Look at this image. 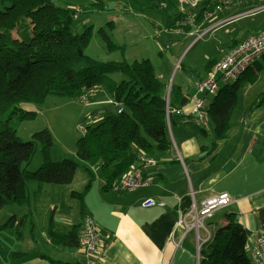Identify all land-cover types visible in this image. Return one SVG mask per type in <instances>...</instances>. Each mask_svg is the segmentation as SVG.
I'll return each mask as SVG.
<instances>
[{"label": "trees", "instance_id": "obj_1", "mask_svg": "<svg viewBox=\"0 0 264 264\" xmlns=\"http://www.w3.org/2000/svg\"><path fill=\"white\" fill-rule=\"evenodd\" d=\"M159 1L170 3L173 19L167 27H176L184 17L178 0ZM59 3V0H0V211L8 205H28L31 184L37 185V195L46 184H71L81 161L90 179L86 189L93 179L86 164H98L105 188L114 189L133 164L144 157L140 155H153L172 147L169 127L174 114L170 113L168 118L167 108L169 105L171 109L173 103L168 104L167 85L157 76L151 60L100 61L87 55L94 27L75 32L73 12ZM94 7H104V2L97 0L91 6ZM114 28L113 22H108L106 28L98 30V35L109 52L121 50L125 54V46L113 40ZM236 44L238 41L232 47ZM217 61V57L207 60L206 71ZM79 65L84 67L76 68ZM117 73L124 78L117 81L112 77ZM244 83L241 79L222 85L210 101L208 116L215 133L211 153L217 141L226 139L232 128V116ZM101 88L110 94L115 108L90 113L94 118L89 119L90 124L77 141V158L81 161L53 160L54 137L49 129L34 133L28 141L19 137L21 123L37 118V112L27 110L24 104L42 106L52 95L78 99L84 92L94 95ZM177 95L182 96L181 105L188 103L180 91ZM263 104L264 95L253 109ZM117 105H121V111ZM39 147L43 161L32 171L29 168ZM72 195L79 197L80 193ZM26 223L27 215L21 218L14 215L0 225V231L16 234ZM77 228L60 237L74 240L78 237L80 243ZM50 235L54 238L56 234L50 230ZM249 235L237 215L227 213L226 222L202 245L200 264H253L246 249Z\"/></svg>", "mask_w": 264, "mask_h": 264}, {"label": "crops", "instance_id": "obj_2", "mask_svg": "<svg viewBox=\"0 0 264 264\" xmlns=\"http://www.w3.org/2000/svg\"><path fill=\"white\" fill-rule=\"evenodd\" d=\"M152 24L160 31L169 32L166 21L162 25ZM263 25L250 29L244 37L232 39L231 42L235 41L219 58L234 43L251 36ZM119 44L125 46L126 54L127 45ZM147 52L146 48H140L135 54L140 55L136 60L147 59ZM151 62L157 76L167 85L168 104L173 103L171 109L175 113L169 127L172 147L148 156L138 152L144 157L130 169L139 170L145 184L134 191L107 189L100 166L86 164L93 172L88 189L90 179L85 165L83 170L87 177L78 169L69 185L46 184L39 195L36 194L37 185H29L30 203L11 206L8 217L27 215V223L16 234L0 231V264H74L87 260L93 264H200L202 245L226 222L229 212H234L250 232L249 245H253L260 234L264 235V104L253 109L258 100L252 101L246 110L239 112V99L227 138L217 141V147L211 153L215 141L213 124L210 122L205 127L199 118L190 115L194 103L192 95L206 75V69L192 80L190 86L180 81L177 87L168 89L169 82L164 79L163 71ZM157 62L161 68L160 60ZM259 64H262L261 60L255 66ZM179 91L188 98L186 105L180 104ZM89 105L93 108L88 112L87 120L93 111L115 108L104 88L96 91ZM178 109L182 113H176ZM144 158L150 161H144ZM73 192L80 196L72 195ZM220 192H228L232 202L206 219V228L198 234L195 231L187 233L178 225L181 217ZM148 197L161 200L166 206H141ZM87 216L96 220L102 240L100 251L89 256L79 246L78 237L77 240L60 237L78 227L80 238ZM50 230L56 234L54 238Z\"/></svg>", "mask_w": 264, "mask_h": 264}, {"label": "rangeland", "instance_id": "obj_3", "mask_svg": "<svg viewBox=\"0 0 264 264\" xmlns=\"http://www.w3.org/2000/svg\"><path fill=\"white\" fill-rule=\"evenodd\" d=\"M101 1L104 2V7L91 8L97 0H59L60 6L71 11H77L80 7L83 10V13L74 18L75 32L82 33L86 27H94L93 37L86 49V54L100 61H122L126 59L125 55L129 52L128 61H132L139 59L140 55L136 56L135 54L140 48H146L148 58L155 62L158 69L163 71L164 79L169 82L168 89L177 87L180 81L190 86L192 80L197 79L200 73L204 71L207 60L219 57L235 41L231 42L232 39L244 37L247 33H250V29L264 24L263 10L256 14L236 17L223 25H217L199 39V34L214 26L215 22H222L235 17L237 14L251 10L256 5L243 3L218 10L209 22L200 27L201 29L198 32L191 34L193 30L198 29L200 23L198 18L189 27L176 26L169 29V32L166 30L160 31L152 24L156 22L162 25L164 21L168 24L173 19L170 17L171 13L167 12L170 3L169 8L163 10L159 0L153 2L148 0ZM196 1L183 0V4L189 5ZM173 2H176V0H173ZM108 22H113L115 26L113 40L116 43L127 45L126 54H123L121 50L109 52L100 39L98 30L101 27L106 28ZM166 28L168 29L167 25ZM14 32L15 35H18L16 31ZM251 33H254V31ZM164 42L165 44H163ZM160 53L162 54L160 55ZM260 59L262 64L256 66L254 64L250 70L239 78V80L243 79L245 82L242 87L244 89H241L239 94L241 102L238 108L239 112L246 110V107L252 101H257L264 95V56ZM158 60L161 62V68L158 65ZM82 67L84 65H79L76 68ZM191 68L197 70V72H193ZM113 77L117 81L124 78L120 73L114 74ZM255 77V81H249ZM213 97L209 96L205 100L206 107L210 106ZM88 105L82 103L79 98L72 99L56 95L47 97L43 106L34 103L24 104L27 110L37 112V118L22 122L18 135L23 141H28L34 133L49 129L54 137V145L51 151L52 159L59 161L64 158H72L81 161L77 158V140L83 136L85 128L90 124L87 120L88 112L93 107ZM42 161V153L39 147L29 169L32 171L38 169ZM80 165L79 170L85 175L83 161L80 162ZM11 206L20 205H9L3 208L0 211V223L8 219L9 212L12 210ZM1 253L4 255V252Z\"/></svg>", "mask_w": 264, "mask_h": 264}, {"label": "built area", "instance_id": "obj_4", "mask_svg": "<svg viewBox=\"0 0 264 264\" xmlns=\"http://www.w3.org/2000/svg\"><path fill=\"white\" fill-rule=\"evenodd\" d=\"M243 3H253L256 6L251 10L244 11L243 13L228 18L222 22H215L214 26L208 28L205 32L199 34V39L202 38L208 31L217 25H223L234 18L240 16L256 14L264 10V0H197L195 3L184 5L183 0H178V7L184 14L183 19L177 25V27H189L193 24L196 18L200 20L198 27L204 26L213 15L218 11L226 7H232L234 5ZM161 8L167 10L169 8V2H161ZM191 6V7H188ZM170 9V8H169ZM169 9L167 12H169ZM74 18L83 13L81 7L77 11H73ZM218 23V24H217ZM254 34L248 37V39L239 42L233 46L228 53L212 66L207 71L206 75L198 82L195 88V92L192 95L193 108L190 115L199 118V121L203 126L210 124L208 116V108L205 106V100L209 96H214L222 87V85L228 82H236L242 74L250 69L257 61L264 56V28H259ZM198 32L197 29L191 32L194 34ZM93 95L89 92H84L80 95L79 99L84 104H90L92 102ZM118 111L122 110L121 105L116 106ZM170 113H175L173 109L167 108L168 118ZM176 113H182L180 109L176 110ZM93 119L94 116H89V119ZM144 161H150L148 158H144ZM145 182L141 179L139 170L135 168L127 171L115 184L114 190L117 191H134L141 187ZM232 202V198L228 192H220L214 194L203 201L201 207H195L186 216L181 217L178 221L179 226H183L186 232L195 231L198 232L206 228L205 220L211 218L217 211L226 208ZM143 207H165V202L153 197H148L141 202ZM102 245L101 234L98 229V224L91 216L85 217L83 221V227L80 234L79 246L85 251L86 255L97 253L100 251ZM246 249L254 264H264V235L261 234L257 237L253 245L247 243ZM74 264H93L90 260L76 262Z\"/></svg>", "mask_w": 264, "mask_h": 264}, {"label": "clouds", "instance_id": "obj_5", "mask_svg": "<svg viewBox=\"0 0 264 264\" xmlns=\"http://www.w3.org/2000/svg\"><path fill=\"white\" fill-rule=\"evenodd\" d=\"M260 28H261V27H260ZM258 29H259V28H258ZM258 29H257V30H258ZM193 31H194V30H193ZM231 48H232V46H231ZM231 48H230V49H231ZM228 52H229V51H228ZM228 52H227V53H228ZM224 55H225V54H224ZM224 55H223V56H224ZM223 56H222V57H223ZM219 57H220V56H219ZM219 57H217V58L220 59ZM222 57H221V58H222ZM260 60H261V59H260ZM257 62H258V61H257ZM257 62H256V63H257ZM253 66H254V65H253ZM238 80H239V79H238ZM167 101H168V98H167ZM120 179H121V178H120ZM120 179H119V181H120ZM252 263H253V262H252ZM253 264H254V263H253Z\"/></svg>", "mask_w": 264, "mask_h": 264}, {"label": "bare ground", "instance_id": "obj_6", "mask_svg": "<svg viewBox=\"0 0 264 264\" xmlns=\"http://www.w3.org/2000/svg\"><path fill=\"white\" fill-rule=\"evenodd\" d=\"M200 29H201V28H200V27H198L197 31H198V30H200ZM246 39H248V37H247ZM246 39H244V40H246ZM244 40H242V41H244Z\"/></svg>", "mask_w": 264, "mask_h": 264}, {"label": "water", "instance_id": "obj_7", "mask_svg": "<svg viewBox=\"0 0 264 264\" xmlns=\"http://www.w3.org/2000/svg\"><path fill=\"white\" fill-rule=\"evenodd\" d=\"M167 98H168V96H167Z\"/></svg>", "mask_w": 264, "mask_h": 264}, {"label": "flooded vegetation", "instance_id": "obj_8", "mask_svg": "<svg viewBox=\"0 0 264 264\" xmlns=\"http://www.w3.org/2000/svg\"><path fill=\"white\" fill-rule=\"evenodd\" d=\"M207 73V72H206Z\"/></svg>", "mask_w": 264, "mask_h": 264}]
</instances>
